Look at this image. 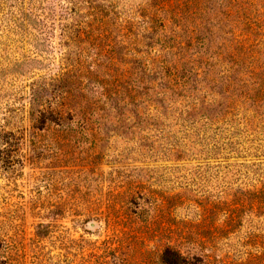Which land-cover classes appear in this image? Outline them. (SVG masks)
<instances>
[{"label":"rangeland","instance_id":"1","mask_svg":"<svg viewBox=\"0 0 264 264\" xmlns=\"http://www.w3.org/2000/svg\"><path fill=\"white\" fill-rule=\"evenodd\" d=\"M262 24L254 38L264 42ZM240 28L238 0H0V255L19 264H264V94L223 117L221 90L210 119L172 122L164 138L123 115L126 49L144 53L156 41L154 51L163 38L222 52L236 48ZM70 61L117 88L119 110L90 126L33 127L30 85ZM245 91L235 84L238 98Z\"/></svg>","mask_w":264,"mask_h":264},{"label":"trees","instance_id":"2","mask_svg":"<svg viewBox=\"0 0 264 264\" xmlns=\"http://www.w3.org/2000/svg\"><path fill=\"white\" fill-rule=\"evenodd\" d=\"M262 1L238 0L242 34L235 49L212 50L209 54L207 49L195 50L163 38L154 51L149 50L152 43L145 45L144 53L136 48L126 49L130 60L126 61L127 87L122 102L127 122L154 128L158 134L152 136L164 138L162 128L171 126L172 122L186 129L191 122L210 119L205 111L222 96L221 90L227 93L223 117L233 115L250 99L257 102L264 94L261 60L264 42L254 38L264 21L257 9ZM154 43L157 44L155 41L152 45ZM88 65L84 61H70L61 76L30 85L28 102L33 127L41 129L73 122L90 126L109 120L110 112L119 110L121 92L117 88L110 89L106 81H94L93 70ZM247 74L259 77L260 83L250 84L251 79L245 78ZM235 84L246 88L242 99L234 94ZM0 264H19V260L6 252L0 255Z\"/></svg>","mask_w":264,"mask_h":264}]
</instances>
